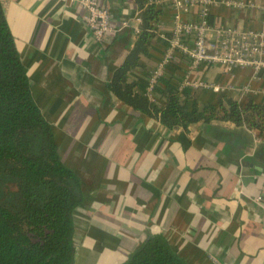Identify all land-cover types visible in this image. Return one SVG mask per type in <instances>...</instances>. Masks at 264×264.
Returning <instances> with one entry per match:
<instances>
[{
	"label": "crops",
	"instance_id": "crops-1",
	"mask_svg": "<svg viewBox=\"0 0 264 264\" xmlns=\"http://www.w3.org/2000/svg\"><path fill=\"white\" fill-rule=\"evenodd\" d=\"M101 1L111 26L121 29L104 43L95 42L68 0H1L31 96L80 181L73 264H121L155 235L187 264H264V208L255 201L264 196V131L221 121L168 129L119 100L109 85L135 46L140 10L137 0ZM155 1V37L127 83L160 108L165 100L148 88L173 11ZM209 21L264 30V0H213ZM174 67L160 78L189 110L195 101L264 105V68L201 66L191 78L208 87L192 89L180 88L186 65Z\"/></svg>",
	"mask_w": 264,
	"mask_h": 264
},
{
	"label": "trees",
	"instance_id": "trees-1",
	"mask_svg": "<svg viewBox=\"0 0 264 264\" xmlns=\"http://www.w3.org/2000/svg\"><path fill=\"white\" fill-rule=\"evenodd\" d=\"M147 1L137 0L141 20L137 41L109 89L134 110L158 116L168 129L221 121L263 132L264 105L251 101L244 106L232 100L216 105L195 101L189 110L187 101L164 78L153 88V94L165 100L164 106L158 108L145 95L134 93L127 73L147 54L161 13ZM30 88L0 0V264H73V215L83 200L80 181L63 164L51 126ZM121 264L187 263L164 237L155 235Z\"/></svg>",
	"mask_w": 264,
	"mask_h": 264
},
{
	"label": "built area",
	"instance_id": "built-area-1",
	"mask_svg": "<svg viewBox=\"0 0 264 264\" xmlns=\"http://www.w3.org/2000/svg\"><path fill=\"white\" fill-rule=\"evenodd\" d=\"M68 1L83 12L82 22L95 42H109L120 32V28L111 26V13L101 0ZM148 3L155 5L157 1L148 0ZM165 4L173 11V17L169 36L162 35L165 54L151 75L149 92L171 65H186L180 88L192 89L208 87L191 78L201 66L217 67L226 73L234 68H264V30L243 31L212 25L209 12L213 0H165ZM190 15L195 19L190 20ZM255 201L264 208V196Z\"/></svg>",
	"mask_w": 264,
	"mask_h": 264
}]
</instances>
